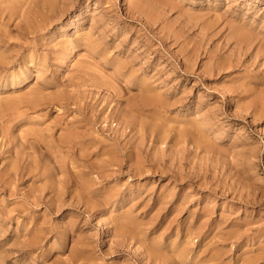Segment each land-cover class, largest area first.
<instances>
[{"label": "rangeland", "instance_id": "rangeland-1", "mask_svg": "<svg viewBox=\"0 0 264 264\" xmlns=\"http://www.w3.org/2000/svg\"><path fill=\"white\" fill-rule=\"evenodd\" d=\"M0 264H264V0H0Z\"/></svg>", "mask_w": 264, "mask_h": 264}, {"label": "bare ground", "instance_id": "bare-ground-1", "mask_svg": "<svg viewBox=\"0 0 264 264\" xmlns=\"http://www.w3.org/2000/svg\"><path fill=\"white\" fill-rule=\"evenodd\" d=\"M152 23V22H151ZM148 25V24H147ZM146 25V26H147ZM148 28H149V26H148ZM252 37V36H251ZM250 37V38H251ZM249 38V39H250ZM248 40V39H247ZM254 40V39H253ZM249 41V40H248ZM252 42V41H251ZM245 43H247V42H244V44ZM255 43V42H254ZM242 44V43H241ZM243 44V45H244ZM254 45V44H253ZM87 46V48L88 47H90V45H86ZM245 47V46H244ZM250 49V48H249ZM257 49V48H256ZM255 49V50H256ZM67 52H69L68 54H71L72 53V49L70 50V51H67ZM168 52V51H167ZM167 55V54H166ZM168 55H170V54H168ZM180 55V54H179ZM251 55H252V53H251ZM168 57V56H167ZM252 57V56H251ZM249 58V57H248ZM185 59V58H184ZM237 59V58H236ZM254 59H256V58H254ZM253 59V60H254ZM260 59V58H259ZM130 60V59H129ZM128 60V61H129ZM133 60V59H132ZM183 60V59H182ZM238 60V59H237ZM131 61V60H130ZM185 61V60H184ZM183 61V62H184ZM254 62V61H253ZM255 62H257L256 60H255ZM185 63H186V61H185ZM147 91L148 90H144V92L142 93V98H141V104H143V103H148V102H150L151 100H157L156 102H159L160 100L156 97V96H153V95H147ZM42 99L41 98H39V97H31V99H29V100H27V101H25L27 104H25L29 109H34L35 107H37V106H39L40 104H41V101ZM24 102V103H25ZM20 102H14L13 104H9L10 106H9V108H12V109H15L16 107H17V105L19 104ZM23 103V104H24ZM164 103V102H163ZM173 104V103H172ZM162 105V104H161ZM162 107H163V105H162ZM17 117V116H16ZM98 118V117H97ZM125 131H126V129H125ZM19 133V132H18ZM126 133V132H125ZM78 136V134H77V132L75 131V130H71V131H66V133L64 134V135H62L61 137H59V138H57V142H58V145H61V144H66L68 147H71V145H69V144H73L72 143V141L74 142V140H75V138ZM19 139H21V140H23V142L21 141V144H23L24 145V147L27 145V146H29V147H31V148H33L34 147V145H36L35 143H39V141H40V139H41V137L39 138V136H37V132H33V131H31V132H28V133H25V134H23V135H21V136H19ZM158 151V150H157ZM14 152H15V155H16V157H15V159H16V161H19V160H22V158H19V156H20V150H14ZM152 155V154H151ZM175 158H177V157H175ZM19 159V160H18ZM174 159V158H173ZM172 159V160H173ZM36 167H38V163L37 162H27V163H24L23 165H20L19 166V164H15V163H12V165H10V168H9V178H12L13 180H17V179H19V178H21L23 175H24V173H25V175H28V174H31L33 177L34 176H36L37 174H38V172H34L33 171V169H35ZM174 170V169H173ZM116 173V172H115ZM141 174V173H140ZM139 174V175H140ZM176 176V175H175ZM174 176V179H178V177L176 178ZM44 180L45 181H47V182H49V178L48 177H45L44 178ZM5 184H7V183H5ZM7 186V185H6ZM29 186V185H28ZM247 188H249V187H247ZM47 190L49 193H51L52 195H53V197H51V199H49L48 201H43L42 200V198H41V196L40 195H35L34 193H33V195L31 194L30 196H31V203L32 204H34V205H37L39 202H42V203H44V205H45V207L46 208H48V209H50L49 207L51 206V205H53L54 204V202L58 199V196H59V193H60V190H58V189H56V188H53L52 187V185H47V184H45V185H43L41 188H38L37 189V192H42V191H44V190ZM239 189H240V187H239ZM243 189V188H242ZM241 189V190H242ZM245 189V188H244ZM43 194V193H42ZM55 197V198H54ZM177 198V197H176ZM46 199V198H45ZM247 200H248V198H247ZM259 200H260V198H259ZM59 201V200H58ZM176 201V200H175ZM184 202V201H183ZM245 202V201H244ZM57 204V203H56ZM62 206V205H61ZM55 211V210H54ZM53 212V211H52ZM172 214H174V213H172ZM171 218V217H170ZM169 218V219H170ZM179 220V219H178ZM229 220V219H228ZM195 221V220H194ZM201 221V220H200ZM200 223V222H199ZM202 223V222H201ZM200 225V224H199ZM195 226V225H194ZM201 226V225H200ZM198 228V227H197ZM197 231V230H196ZM38 232L39 231H37V233L35 234L36 236V238L37 239H35L36 240V242L35 243H37V240L40 238V236L38 235ZM239 233V232H238ZM206 234H208V233H206ZM206 234H205V236H206ZM240 235V234H239ZM204 236V235H203ZM221 238V237H220ZM235 238H236V236H235ZM127 239V238H126ZM35 243H29L30 245H32V244H35ZM123 243V242H122ZM29 244H25V245H23V247L24 248H26ZM213 246V245H212ZM215 246V245H214ZM213 246V247H214ZM212 247V248H213ZM153 254H154V256L156 255L154 252H153ZM222 254H223V252H222ZM217 256V257H216ZM215 256V258L214 259H219V257L218 256H220L219 254L218 255H216ZM263 256V255H262ZM143 257H145V256H143ZM148 257H150V256H148ZM214 257V256H213ZM154 259V258H153ZM221 260V259H220Z\"/></svg>", "mask_w": 264, "mask_h": 264}]
</instances>
